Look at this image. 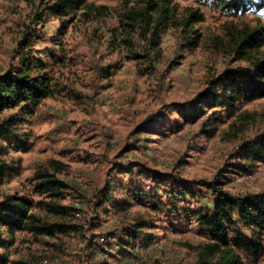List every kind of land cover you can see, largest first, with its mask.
<instances>
[{
    "label": "rangeland",
    "instance_id": "374dc122",
    "mask_svg": "<svg viewBox=\"0 0 264 264\" xmlns=\"http://www.w3.org/2000/svg\"><path fill=\"white\" fill-rule=\"evenodd\" d=\"M53 1L0 0V76L18 64L19 31ZM90 1L108 7L107 15L86 18L80 12L74 20L66 39L72 62L63 68L67 88L44 100L19 130L28 148L0 138V164L10 169L0 176V202L7 195H33L38 173H56L69 184V197L63 201L69 208L65 216L53 219L77 228L54 237L18 231L8 246V261L0 264H201L210 235L196 221L176 215L163 221L165 211H161L157 229L149 230L156 239L139 241L136 255H130L112 247L116 239L108 238L109 230L122 235L117 228L123 223L122 213L105 219L97 202L110 181L152 191L156 183L141 173L142 168L166 176L167 188L184 181L202 189L182 203L191 210L213 204L207 186L212 181L221 180L238 195L264 192V160H247L242 154L243 147L255 148L264 136V97L244 99L233 115L223 105L206 107L201 115L197 112L215 86L224 89L223 77L239 74L245 80L253 73L252 58L264 54V45L240 57L231 32L264 27V8L235 15L220 0H176L181 10L199 9L204 19L186 31L165 30L160 53L134 59L121 33L128 6L123 0ZM52 27H58L57 19L45 29ZM194 30L202 34L200 39H195ZM130 37L134 49L142 50L152 34ZM11 112L0 115V125H6ZM54 160L62 167H56ZM132 166L131 173L125 171ZM114 196L120 201L125 195L115 191ZM160 198L167 203L166 195ZM117 201L105 206L114 207ZM132 213L151 214L140 205ZM6 236L2 234L5 241ZM2 251L0 247V256ZM245 258L246 264H264V253L257 259L248 254Z\"/></svg>",
    "mask_w": 264,
    "mask_h": 264
},
{
    "label": "trees",
    "instance_id": "16d2710c",
    "mask_svg": "<svg viewBox=\"0 0 264 264\" xmlns=\"http://www.w3.org/2000/svg\"><path fill=\"white\" fill-rule=\"evenodd\" d=\"M220 1L223 7L235 15L254 8H264V0ZM123 2L128 9L122 20L121 33L129 56L134 59L160 53L161 33L165 30L177 27L186 31L205 17L199 9L181 10L176 0ZM105 9L108 7L90 0H55L32 15L31 23L16 36L15 53L18 64L0 76V115L14 111L5 119L6 125H0V138L16 142L24 150L28 148V141L21 136L19 130L28 122L29 117L36 115L44 100L56 97L67 88L63 81V68L72 62L66 39L75 27L74 20L80 12L86 18L95 13L100 17L106 16ZM52 19L58 20V27L46 30L45 27ZM139 32L142 36L152 34L149 46H142V50L134 49L130 37ZM194 33L196 40L202 36L198 30H194ZM231 33L237 42L234 50L240 57L257 46L264 45V27L245 26ZM251 64L253 73H249L245 80L239 74L223 77L224 89L220 90L215 86L206 94V100H202V106L197 108L198 114L206 113V107L223 105L227 107L228 114L233 115L244 99L264 97V54L254 56ZM242 154L247 160H264V136L255 148L243 147ZM53 164L58 168L62 167L59 161L54 160ZM133 169L132 166L125 171L131 173ZM8 170L10 169L5 163L0 164V176L4 177ZM141 173H147L156 183L152 191L134 183L126 187L125 184L121 186L111 184L110 181L101 192L102 199L97 202L98 208H102L101 215L107 217L105 219L110 220L122 213L123 223L120 222L117 227L122 235L115 230L108 231V238L116 239L112 247L136 255L139 241L150 243L156 239L155 234L149 230L157 229L159 214L165 211L164 216H160L163 221L172 219L173 215L178 218L185 216L196 221L201 228L208 229L210 242L203 249L201 264H246L245 254L252 255L255 259L263 255L264 192L238 195L228 190L221 180L212 181L207 186L211 191L213 204L191 210L182 206V203L203 193L202 189L197 190L193 184L184 181H176L167 188L166 176L160 172L142 168ZM68 187L69 184L56 173L45 171L37 174L33 183V195H7L0 202V247L3 248L0 262L8 261V246L15 241L18 231H29L36 237H54L59 232L66 233L77 228L63 220L53 219L54 216H65L68 212L69 207L63 204ZM161 189L163 192L160 195L158 192ZM114 190L125 195L122 200L115 199ZM37 195L41 198L36 199ZM157 195H166L167 203ZM112 201H117L114 202V207L105 206L106 202ZM137 205L146 207L151 214L145 217L133 216L132 208ZM160 227L166 229L169 226L161 224ZM3 233L7 234L6 241L2 238Z\"/></svg>",
    "mask_w": 264,
    "mask_h": 264
},
{
    "label": "crops",
    "instance_id": "0c3cea01",
    "mask_svg": "<svg viewBox=\"0 0 264 264\" xmlns=\"http://www.w3.org/2000/svg\"><path fill=\"white\" fill-rule=\"evenodd\" d=\"M250 258H252V257H254V256H252V255H248ZM245 261H246V258H245Z\"/></svg>",
    "mask_w": 264,
    "mask_h": 264
},
{
    "label": "built area",
    "instance_id": "2783aa9c",
    "mask_svg": "<svg viewBox=\"0 0 264 264\" xmlns=\"http://www.w3.org/2000/svg\"><path fill=\"white\" fill-rule=\"evenodd\" d=\"M67 197H69V196H67Z\"/></svg>",
    "mask_w": 264,
    "mask_h": 264
}]
</instances>
